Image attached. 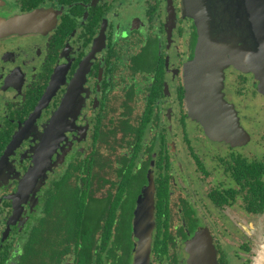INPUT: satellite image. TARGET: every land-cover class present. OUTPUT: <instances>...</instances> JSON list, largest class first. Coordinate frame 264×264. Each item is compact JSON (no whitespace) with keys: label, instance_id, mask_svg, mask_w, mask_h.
Instances as JSON below:
<instances>
[{"label":"flooded vegetation","instance_id":"flooded-vegetation-1","mask_svg":"<svg viewBox=\"0 0 264 264\" xmlns=\"http://www.w3.org/2000/svg\"><path fill=\"white\" fill-rule=\"evenodd\" d=\"M261 1L202 0V124L186 0H0V264H140L146 199L149 264H258Z\"/></svg>","mask_w":264,"mask_h":264},{"label":"water","instance_id":"water-1","mask_svg":"<svg viewBox=\"0 0 264 264\" xmlns=\"http://www.w3.org/2000/svg\"><path fill=\"white\" fill-rule=\"evenodd\" d=\"M186 8L190 15L196 20V24L199 27L200 40L197 49V58L192 64V69L198 70L199 74L193 77L191 83L192 102L200 103L202 92L211 91V68L202 67L204 62L210 61V49L209 46L213 45L216 41V28L215 20L208 18L205 14L204 5L202 0H186ZM260 8L264 9V0L257 4ZM261 19L256 20V31L260 32L259 35L261 44L264 45V11L261 12ZM213 20V21H212ZM9 23L0 21V30H7ZM145 210L141 211L140 216L145 215L142 219L136 220L137 229L142 243L139 250V262L140 264H149V239H150V219H149V200L146 199ZM148 242V243H146ZM258 264H264V248L261 251Z\"/></svg>","mask_w":264,"mask_h":264},{"label":"rangeland","instance_id":"rangeland-1","mask_svg":"<svg viewBox=\"0 0 264 264\" xmlns=\"http://www.w3.org/2000/svg\"><path fill=\"white\" fill-rule=\"evenodd\" d=\"M229 36H231V34L229 35H225L224 36V39H225V42L227 41V38H229ZM213 45H216V41L213 42ZM208 101L206 100H202L200 103H194V101L192 102L191 101V114L193 115V117L197 118L199 121H203L205 120V117L202 115V112H206V113H213L212 112V108L215 106H217L218 104V99H217V96H214L213 97V101L211 99V101H209V99H207ZM255 110V108L253 109ZM258 111H256L255 113H257ZM264 115V113H263ZM210 117H213L212 115H209L207 116V118H210ZM202 122V124H203ZM212 132V131H211ZM210 135H214L212 133H210ZM243 142H240L239 144L237 145H241ZM212 145H215V142L211 143ZM263 249V248H262ZM261 256V255H260Z\"/></svg>","mask_w":264,"mask_h":264}]
</instances>
